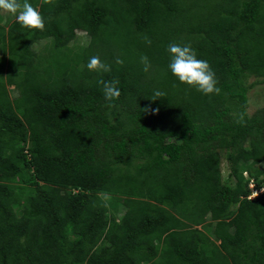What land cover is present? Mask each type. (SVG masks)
<instances>
[{
    "label": "trees",
    "instance_id": "16d2710c",
    "mask_svg": "<svg viewBox=\"0 0 264 264\" xmlns=\"http://www.w3.org/2000/svg\"><path fill=\"white\" fill-rule=\"evenodd\" d=\"M27 2L42 30L0 25V264H264V192L244 176L264 189V109L248 111L264 0ZM170 43L221 92L180 83Z\"/></svg>",
    "mask_w": 264,
    "mask_h": 264
},
{
    "label": "clouds",
    "instance_id": "9594fccd",
    "mask_svg": "<svg viewBox=\"0 0 264 264\" xmlns=\"http://www.w3.org/2000/svg\"><path fill=\"white\" fill-rule=\"evenodd\" d=\"M0 11L14 15L17 21L25 28H44V17L42 13L27 0L21 3L20 0H0ZM147 39V38H146ZM151 41L149 40L148 43ZM169 54L168 69L171 74L182 84L195 88L205 95L219 94L216 73L207 59L199 58L197 51L190 44L170 43L167 46ZM146 69L149 64L146 56L141 57ZM117 63L123 61L117 58ZM86 68L89 71L110 72L111 65L103 62L99 56L89 57ZM103 86V93L107 100H114L121 96V89L118 87L119 81L100 80ZM161 91L154 93L155 97L162 96Z\"/></svg>",
    "mask_w": 264,
    "mask_h": 264
},
{
    "label": "rangeland",
    "instance_id": "374dc122",
    "mask_svg": "<svg viewBox=\"0 0 264 264\" xmlns=\"http://www.w3.org/2000/svg\"><path fill=\"white\" fill-rule=\"evenodd\" d=\"M16 20V17L14 15H11L8 12H3L0 11V25H2L5 29H8L11 21ZM78 37H79V41L80 44H88V40L89 37L87 36L86 33L84 32H80L78 31ZM45 41L40 42V44H35L34 48L37 50V52H39L40 50H42V48L45 45ZM0 51H1V45H0ZM9 93L12 96H15L16 91L14 89V87H9ZM249 113L253 114L255 113L257 110L259 109H264V84L260 85V84H256L250 91L249 94ZM222 173H223V177L226 178L228 176V168L226 166L225 161H223L222 164ZM245 179L249 182V188L251 190V194L249 195L250 199H256L259 195H261L264 192V189L261 188H257V184H256V179L253 178V176H251V174L249 172H245L244 173ZM215 212V211H214ZM213 212V213H214ZM207 221H209V223H211V214L208 216ZM202 231L206 230L204 226L200 227Z\"/></svg>",
    "mask_w": 264,
    "mask_h": 264
}]
</instances>
